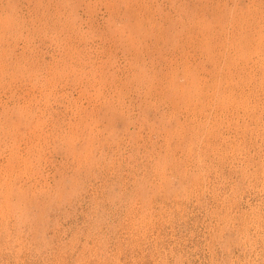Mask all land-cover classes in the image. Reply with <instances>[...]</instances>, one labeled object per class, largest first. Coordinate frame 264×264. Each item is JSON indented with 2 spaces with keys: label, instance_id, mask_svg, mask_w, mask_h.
Instances as JSON below:
<instances>
[{
  "label": "rangeland",
  "instance_id": "rangeland-1",
  "mask_svg": "<svg viewBox=\"0 0 264 264\" xmlns=\"http://www.w3.org/2000/svg\"><path fill=\"white\" fill-rule=\"evenodd\" d=\"M0 264H264V0H0Z\"/></svg>",
  "mask_w": 264,
  "mask_h": 264
}]
</instances>
